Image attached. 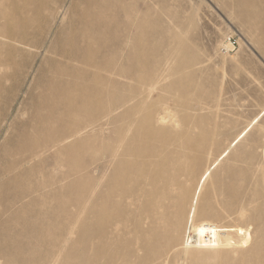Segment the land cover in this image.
<instances>
[{"label": "bare ground", "instance_id": "obj_1", "mask_svg": "<svg viewBox=\"0 0 264 264\" xmlns=\"http://www.w3.org/2000/svg\"><path fill=\"white\" fill-rule=\"evenodd\" d=\"M253 2L237 0L236 6ZM6 3V0H0V42L5 37L6 27L14 22L12 14L15 16L26 9L25 4L19 6V10ZM40 15L46 17L43 13ZM247 20L253 27H258L255 20L250 17ZM135 30L137 32L138 27ZM79 40L70 59L82 65L61 62L56 66V73L60 77L58 82H49L46 85L49 92L43 96L33 94V109L27 117L21 118L20 123L12 129V137L3 145L0 197L6 198L7 202L0 206V214L6 212V217L0 220V231L6 230L8 236L4 242H0V247L18 246L16 236L28 234L29 231H26L29 228H38L36 236L43 242H49L52 238L49 214L55 222L60 223L61 218L69 221H74L76 216L79 218L70 231L86 229L90 243L94 240L99 242L89 252L88 259L92 264L119 262L117 251L110 247L116 241L114 233L122 230L125 239L130 236L124 244L134 253L132 257L122 256V264H181L180 261L188 257L194 259L193 264H201V259L206 257L218 259L219 264L264 263V167L259 171V168L252 170L250 160L257 154L255 145H245L241 154L232 158V163L225 167L224 174L230 177V181L225 182L224 175L217 177V170H214L215 167L212 169L219 158L199 170L204 158L199 154V147L205 152L206 146H198L192 136L176 131L180 127L179 118L190 121L192 117L188 114L179 117L171 106L162 108L155 116L154 107L158 100L149 102V98L151 91L158 88L156 83L144 86L140 91L135 86L127 88L120 78L128 77L136 81L139 75H131L123 63L111 70L110 77L111 64L100 63L99 55L92 50L89 42L82 37ZM129 43L127 38L125 44ZM132 43L136 51L135 36ZM21 44L26 47V39ZM108 46L109 42L105 43L104 47ZM9 49L10 44L0 43V90L3 80L11 81L10 69L15 63L10 53L8 55ZM5 51L7 53L4 54ZM143 58L134 72L143 68ZM156 59H160V56L157 55ZM186 66L184 64L178 69L184 70ZM169 70L171 67L166 69ZM128 95L132 96L128 98ZM37 98L41 103H35ZM174 100L179 102L176 96ZM24 110L26 113L28 106ZM92 110L101 111L102 118L96 120ZM126 117L130 118L127 130V135H130L122 139L120 145L116 141L104 142L124 132L117 123ZM246 130L247 127L235 139L241 134L243 136ZM244 141L242 139L239 145H243ZM230 146L221 154L228 152ZM100 149L117 151L122 156L117 162L115 159L109 161L116 172L109 175L102 190L92 193L93 202L86 206L87 211L84 210L86 216L84 212L66 210L71 203L83 208L84 194L73 200L64 199L63 185L59 186L60 180L44 173L45 166L50 165L51 170L56 171L60 159L66 156L70 169L81 170L85 167L80 162L81 154L84 152L93 157ZM242 155L244 160L241 163L233 161ZM93 163L101 164L97 159ZM171 163L177 167H161L162 164ZM117 173L122 174L124 189L113 199L111 185ZM88 182V177L82 175L70 184L73 187H86ZM148 186L159 189L151 190ZM207 188L213 194L220 189L221 195L215 194L214 198L204 202L203 194ZM98 199H113L109 203L114 208L113 212H107L105 204L95 202ZM127 200L131 204L126 203ZM48 205L49 210L46 209ZM130 205L136 207L130 208ZM145 205L148 207L146 215L151 214L154 218L164 215L171 224L162 228L154 222L151 232L143 231L144 213L141 210ZM61 207H65L63 213L58 211L54 218L55 210ZM113 214L120 216L124 224H132L133 228L113 226L112 221L116 218ZM98 215L103 220L97 219ZM105 215H109L108 221ZM44 227H47L45 234ZM160 229L164 232H159ZM176 229L181 230L177 232ZM12 234L14 239L11 238ZM69 246L68 255L79 250L76 240L70 242ZM138 250H144L145 254L138 256ZM15 252L12 258L19 256ZM102 257H106L105 262L101 261Z\"/></svg>", "mask_w": 264, "mask_h": 264}, {"label": "rangeland", "instance_id": "obj_2", "mask_svg": "<svg viewBox=\"0 0 264 264\" xmlns=\"http://www.w3.org/2000/svg\"><path fill=\"white\" fill-rule=\"evenodd\" d=\"M6 1L12 8L19 9V6L25 4L26 9H19L21 13H16L15 16L12 14L14 22L6 27L5 37L0 42L10 44L8 55L10 53L9 56L14 58L15 62L10 69L11 81L3 80L0 90V157L3 154V145L12 137V129L33 109L34 95L47 94L49 89L46 85L53 80L58 82L60 77L56 73V66L61 62L82 65L70 59L74 45L81 41L79 38L82 37L99 55L100 63L111 64L108 72L110 77L111 70L123 63L131 75H139L140 78L136 81L128 77L120 78L127 88L135 86L140 91L144 86L156 83L158 88L151 91L149 98V102L158 100L154 107L155 116L162 108L171 106L179 117L185 114L192 117L190 121L179 118L180 127L176 131L192 136L198 146H206L205 152L199 147V154L204 157L199 164V170L203 165L211 164L219 158L217 166L213 165L212 169L215 167L214 170H217V177L224 175V181H230V177L224 174L225 167L232 163V158L241 154L245 145L252 143L257 148V154L250 160L252 170L259 168V171L264 167V0H254L252 4L243 3L238 7L237 0ZM42 13L46 17L41 16ZM247 17L255 20L258 27H253ZM0 24L2 25V22ZM134 36L137 42L136 51L132 43ZM127 38L130 43L126 45ZM24 39L27 41L26 47L21 44ZM107 42L109 46L104 47ZM24 48L27 49L23 51ZM157 55L160 59H156ZM142 57L145 59L141 62L143 68L134 72ZM184 64H187L184 70L178 69ZM170 67L171 70L166 71ZM131 96L128 95V98ZM175 96L179 102L174 100ZM35 103L41 101L37 98ZM27 106L28 111L25 113ZM92 112L96 120L102 118L101 111ZM117 126L124 132L104 142L116 141L120 145L121 140L130 135H127L130 118L119 121ZM246 127L245 134L235 139ZM242 139H245L244 144L239 145ZM228 146V152L221 154ZM118 154L117 151L100 149L90 157L83 152L80 162L85 167L81 170L70 169L66 156H62L56 171H52L50 165L45 166L44 173L60 180L59 186L63 185L64 199L73 200L84 194L81 203L83 208H77L78 206L71 203L66 206V210L75 213L87 211L86 206L93 202L92 193L96 194L102 190L109 175L116 172L114 165H110L109 161L115 159L117 162L122 158ZM96 159L101 164L93 163ZM243 160L242 155L233 161L241 163ZM161 167L172 169L177 165L162 164ZM82 175L88 177V185L71 186L70 183ZM149 187L151 190L159 189L155 186L147 188ZM123 189L122 174L117 173L111 185L113 199ZM221 192L217 189L215 194L221 195ZM215 194L207 188L203 201L214 198ZM111 201L98 199L95 202L105 204L107 212H113L114 208L109 205ZM4 202H7V199L0 197L1 207ZM126 203L131 204L128 200ZM136 206L130 205V208ZM147 208L145 205L141 210L142 214L144 213L143 231L151 232L154 222L162 228L171 224L170 219L164 215H158L156 218L151 214L146 215ZM46 209L51 208L48 205ZM64 209L65 207L57 208L54 218L58 211L61 210L62 214ZM83 215L86 216L85 212ZM108 216L105 215L107 221ZM5 217L6 212L2 211L0 220ZM48 219L52 227V238L49 242H43L36 236L38 228H29L26 231H29L28 234L16 236L18 246L0 247V264H92L90 258L88 259L89 252L93 251L99 242L94 240L90 243L86 229L70 231L76 226L79 218L76 216L74 221L61 218L60 223L55 222L48 214ZM97 219L103 220L99 215ZM112 225L133 228L132 224H124L120 216L112 221ZM180 230L176 229L177 232ZM46 231L47 227H44V234ZM159 232L164 230L160 229ZM7 236V231L1 230L0 242H4ZM114 236L116 241L110 248L117 251L120 257L119 262L115 264H122V256L134 255L124 244L130 236L125 239L123 230L115 232ZM11 238H15L14 234ZM73 240H76V246L82 254L79 250L66 254ZM13 252L19 256L12 258ZM84 254L86 256H83ZM136 254L143 256L145 252L138 250ZM59 255L62 256L57 259ZM105 259L106 257H102L101 261L105 262ZM193 260L188 257L180 262L193 264ZM204 262L220 263L213 257L201 259V264Z\"/></svg>", "mask_w": 264, "mask_h": 264}]
</instances>
